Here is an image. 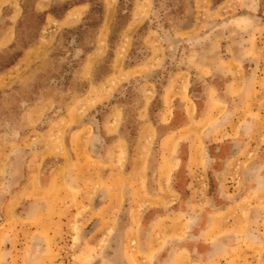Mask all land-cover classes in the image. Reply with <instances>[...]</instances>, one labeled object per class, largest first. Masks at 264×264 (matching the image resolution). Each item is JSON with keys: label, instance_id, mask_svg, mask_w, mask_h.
Listing matches in <instances>:
<instances>
[{"label": "rangeland", "instance_id": "obj_1", "mask_svg": "<svg viewBox=\"0 0 264 264\" xmlns=\"http://www.w3.org/2000/svg\"><path fill=\"white\" fill-rule=\"evenodd\" d=\"M0 264H264V0H0Z\"/></svg>", "mask_w": 264, "mask_h": 264}, {"label": "crops", "instance_id": "obj_2", "mask_svg": "<svg viewBox=\"0 0 264 264\" xmlns=\"http://www.w3.org/2000/svg\"><path fill=\"white\" fill-rule=\"evenodd\" d=\"M251 1V0H250Z\"/></svg>", "mask_w": 264, "mask_h": 264}]
</instances>
